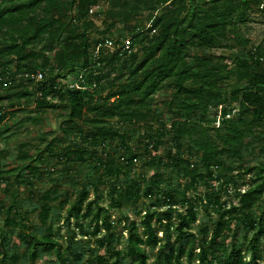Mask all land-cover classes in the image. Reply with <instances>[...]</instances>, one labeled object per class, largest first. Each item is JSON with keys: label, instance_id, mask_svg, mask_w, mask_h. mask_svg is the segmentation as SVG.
Here are the masks:
<instances>
[{"label": "trees", "instance_id": "16d2710c", "mask_svg": "<svg viewBox=\"0 0 264 264\" xmlns=\"http://www.w3.org/2000/svg\"><path fill=\"white\" fill-rule=\"evenodd\" d=\"M112 1L110 19L127 20L150 14L151 26L135 28L138 33L133 43L143 38L138 43L146 52V58L135 69V52L126 56L119 52L106 55L103 51L97 67L93 51L106 39L93 46L86 30L79 32L73 27L72 20L76 18L71 20L70 15L74 7L88 14L98 0H0V76L4 78L0 82V127L7 119V103L67 110L61 126L64 137L50 140L35 156L22 154L20 166L4 170L2 158L6 152L0 148V185L11 188L9 205L0 201L4 225L25 245L24 253L31 264H40L43 257H47L48 264H70L71 255L77 253L84 241H88L89 258L84 262L76 259V264H120L119 259L128 255L134 259L131 264H184V258L186 264H264V158L256 165L243 164L246 150L260 148L264 155V39L244 54L237 52L230 65L215 63L207 55L198 58L195 66L189 62L194 50L222 47L225 41L237 40L236 45H248L241 26L249 22V13L256 6L264 8V3ZM58 10L64 13L59 14ZM44 45L55 48L52 65L45 58L38 63L43 57L39 47ZM122 60V66L131 69V76L141 72L140 79L118 86L98 100L102 81L110 79V73L104 70L109 66L116 69L115 63ZM96 69L99 76H94ZM37 70L45 73L40 81L19 77ZM83 71L89 85L97 80V88L62 87ZM168 81L173 92L162 102L161 114L169 115L170 125L159 126L152 146L158 148L166 140L171 143L165 164L170 174L154 172L135 178L132 174L137 156L129 153L125 131L121 132L119 127L137 121L140 109L148 106ZM234 103L238 104L237 111L230 108ZM213 109L216 111L210 117ZM67 136L75 143L65 145ZM113 139H119L130 155H109L102 150ZM181 142H186L189 151L198 152V160L180 154ZM172 146L180 148L174 152ZM46 152L57 163L66 164L67 174L72 173L75 164L93 163L97 176L85 175L73 200L68 192L59 200L58 185L45 190L39 197L40 224L28 230V213L19 207V190L22 185H33L40 172L36 162L42 161ZM26 160L27 163L23 162ZM162 163L156 156L149 161L150 167ZM173 174L185 183L174 187ZM248 175L252 176L247 182ZM216 182L226 186V190L234 189L237 204L222 202L221 192L214 188L200 193L201 185L210 187ZM103 185L108 188L110 207L102 205ZM143 198L150 202L142 215L135 206ZM197 203L206 211L208 224L200 222L194 231ZM111 207L123 210L120 222L128 231L124 250L114 244ZM181 207L186 209L181 211ZM129 209L141 216L139 223L128 215ZM213 215H217V220H213ZM239 223L251 233L250 237L243 236L244 242H239L233 228ZM64 228L66 233L61 234ZM229 235L232 241L227 243ZM6 241L4 233H0V264H15L18 256L14 253L9 258ZM145 245L155 255L153 263L148 262L150 255ZM103 248H108L109 257L104 256Z\"/></svg>", "mask_w": 264, "mask_h": 264}, {"label": "rangeland", "instance_id": "374dc122", "mask_svg": "<svg viewBox=\"0 0 264 264\" xmlns=\"http://www.w3.org/2000/svg\"><path fill=\"white\" fill-rule=\"evenodd\" d=\"M258 1V0H257ZM264 3V0H262ZM96 9L95 14H87L85 12H80L77 6L74 7L70 18H76L75 21L72 20V25L74 28L79 30V32H83L86 30L90 42L94 46L100 40L108 39L113 42V44H118L122 39H130L133 42V38L137 35L138 31H136V27L140 26L145 28L150 22V14L142 13L133 18L122 20V19H110L108 18V12L113 9L114 3L112 0H98V3L93 6ZM57 13L63 14V10H58ZM250 20L246 25L241 26L242 34L248 40V45H236L237 40L225 41L222 43V47H216L211 50H194L193 58L190 59V64L193 66L198 62V58H203L205 55L211 56L215 63H223V64H232L233 58L236 56L237 52L245 53L247 48L256 47L260 44L264 39V8L262 5L259 8L256 6L253 11L249 13ZM143 38H139L135 45V53L136 59L133 69L139 66L141 61L146 58V52L143 49L142 44L138 42ZM41 52L40 54L43 56L38 60V63H41L45 58L50 65L53 64V57L55 53V48H50L48 45H44L39 47ZM106 51V50H105ZM132 57V56H131ZM130 58L125 59L127 62ZM122 61L115 63L116 69L111 68L109 66L104 70L106 73H110V79H106L102 81L101 88L98 90V100H102L108 93L115 91L118 86L123 84H130L138 79H140L141 72L137 76H131V69L128 67L122 66ZM128 63V65L130 64ZM232 66V65H231ZM113 67V66H112ZM10 68L14 69V65H10ZM171 81H168L162 89H158L156 94L153 96L152 102L140 109L139 118L137 121H132L130 123H126L124 126H120L119 129L121 132L125 131L126 134V142L130 147V152L133 155L137 156V161L134 162V170L133 176L138 178L142 174L144 176H148V174H152L154 172H158L159 175L168 176L170 174V170L165 166L167 162V148L169 147L170 142L163 143L158 146V148H154L152 146L153 141L158 138L157 130L159 126L163 123L166 124L169 128L170 119L167 113L161 114L163 112V101L167 100L171 93L173 92V87L170 84ZM231 110L237 111L238 104L234 103L230 106ZM216 110H211L209 116L212 117ZM6 113L7 119L0 127V148L5 149V156L2 158V168L4 170H12L17 166L22 164V161L19 160V156L22 154H27L29 156H35L36 153L42 148H45L47 143L54 139L55 137H64L61 131V126L63 121L67 117V110L65 108H45V107H35L31 106H21L16 105L12 106L11 104H6ZM116 121V120H115ZM218 123V118L216 117V126ZM71 136H67L64 138V144L75 143L71 141ZM80 139L76 140L78 143ZM182 143V142H181ZM180 143V144H181ZM122 142L119 139H113L107 141V143L102 147V150H105L109 155H113L117 153L118 155H126L130 154L126 152L125 145H121ZM179 145V144H178ZM186 142L182 143L180 154L183 157L190 156L192 161H196L199 158V154L197 151L192 150L189 151L186 149ZM257 146V145H255ZM174 152L180 148V146L171 147ZM152 156L159 157L162 160V164L159 166L155 165L154 167H150L149 161ZM264 155L260 154V148H257L256 151L246 150L245 151V160L243 161L244 165H256L259 161H262ZM30 161V160H29ZM25 163L28 160L23 161ZM31 164V163H30ZM36 165L39 167V175L33 180L32 186L22 185L20 188V198H19V207L23 212L28 213V219L26 220V224L31 229L36 228L40 224L38 213H39V205H40V195L47 189L52 188L58 185L60 199L64 198L66 192L70 195L71 199H74V192L77 188H80V182L84 176L88 173H94V164H88V166H80L75 164L72 166L71 174H67L66 164L61 165L57 163L55 157L51 156L49 153H45L42 157V161H37ZM74 170L76 172H74ZM28 171L24 173V177L27 175ZM94 176H97L96 174ZM252 175H248L246 177L247 182L250 180ZM16 174L11 176V180L14 181ZM173 186H178L179 183L184 184L185 181L179 179L176 174H173ZM200 193L203 194L207 190L211 191L212 188L215 190H219L222 195V202H225L227 205L230 203L237 204L238 200L235 196L234 189L229 187L226 190V186L214 183V186L201 185ZM8 188L6 191L5 189ZM9 186L0 185V201H3L5 206L9 205L11 201ZM101 193L103 195L102 205L105 207H110V199L108 196V188L106 185L101 186ZM33 196V197H31ZM93 198V194L91 195ZM149 198H143L140 202L135 206L137 210L142 212L144 206L149 204ZM143 204V205H142ZM198 210V221L193 225L194 231L197 230L200 222H208V215L206 211L202 207L200 203H197ZM264 205V204H263ZM60 206H63L60 203ZM37 207V209H36ZM165 207L162 208L164 210ZM181 211L185 210L186 207H181ZM128 215L135 220L137 223L141 221V216H136L133 210L126 211ZM123 210H119L117 208H110L111 220L115 222V234L116 238L114 244L118 246L120 250H124L126 246V238L128 235V231L125 229L124 222H120L122 220ZM144 213L142 212V215ZM217 215H213V220H217ZM175 219V218H174ZM123 221V220H122ZM62 222V221H61ZM208 224V223H207ZM210 227V224H209ZM233 228L237 231L239 242H244L243 236L248 235L251 236V233L247 231V229L243 228L242 223L238 225H234ZM9 227L5 226L3 223V216L0 211V233H4L6 236V244H7V252L9 254V258L14 253L18 256V261L15 264H31L27 256L25 255V245L18 241V237L9 231ZM65 228L61 231V234H65ZM161 236V233L159 234ZM227 243H230L231 237L230 235L226 237ZM63 244L67 245L68 242L62 241ZM88 241H84L81 247L78 249L76 254L71 255L70 264H76V259L82 262L86 261L89 258V254L86 251V246ZM92 246H95V242L93 240L90 241ZM21 246V248H20ZM149 253V263H153L155 260V255L149 249L147 245L144 246ZM150 250V251H149ZM196 253L198 250L195 251ZM103 254L105 257H109L108 248H103ZM47 257H43L40 260V264L49 262L46 260ZM122 263L120 264H131L134 260L131 256L121 257ZM183 263L186 264L185 258L183 259ZM53 264H59L53 263ZM69 264V263H68ZM84 264V263H81Z\"/></svg>", "mask_w": 264, "mask_h": 264}, {"label": "built area", "instance_id": "2783aa9c", "mask_svg": "<svg viewBox=\"0 0 264 264\" xmlns=\"http://www.w3.org/2000/svg\"><path fill=\"white\" fill-rule=\"evenodd\" d=\"M96 13L95 7H90L88 9V14L92 15ZM149 26L152 25V21L148 24ZM152 33H155V30L152 31ZM106 50V51H105ZM106 53V55L114 54L116 52H119L121 54H125L126 56H129L133 54L135 51V45L130 39H122L118 44H113L112 41L106 39L105 41L99 43L94 51H93V62L97 67L100 66L99 58L102 54V52ZM44 72L41 70H37L34 72H28L25 74L20 75L19 77L24 78L25 80H33V81H40L44 78ZM100 71L98 69L95 70L94 76H99ZM4 78L0 76V82H3ZM99 83L97 80H92V83L89 85V83L86 80V77L84 75V71L77 74V76L71 80L66 86L62 87H69L70 89H86L90 88L91 90L97 88Z\"/></svg>", "mask_w": 264, "mask_h": 264}]
</instances>
